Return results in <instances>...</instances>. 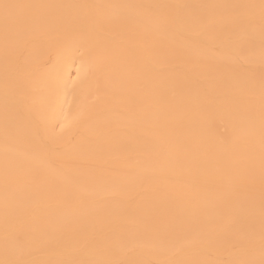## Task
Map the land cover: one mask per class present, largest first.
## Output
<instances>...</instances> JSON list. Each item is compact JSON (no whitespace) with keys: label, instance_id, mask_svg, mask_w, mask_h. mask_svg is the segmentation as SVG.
Here are the masks:
<instances>
[{"label":"bare ground","instance_id":"6f19581e","mask_svg":"<svg viewBox=\"0 0 264 264\" xmlns=\"http://www.w3.org/2000/svg\"><path fill=\"white\" fill-rule=\"evenodd\" d=\"M0 264H264V0H0Z\"/></svg>","mask_w":264,"mask_h":264}]
</instances>
